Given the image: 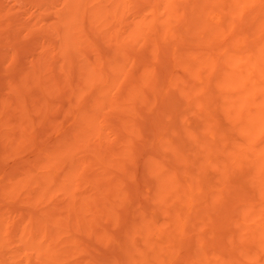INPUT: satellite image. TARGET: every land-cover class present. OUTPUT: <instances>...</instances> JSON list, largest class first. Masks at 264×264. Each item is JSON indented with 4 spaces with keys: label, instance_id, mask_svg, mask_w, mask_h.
I'll return each instance as SVG.
<instances>
[{
    "label": "bare ground",
    "instance_id": "bare-ground-1",
    "mask_svg": "<svg viewBox=\"0 0 264 264\" xmlns=\"http://www.w3.org/2000/svg\"><path fill=\"white\" fill-rule=\"evenodd\" d=\"M65 2L61 10L58 7L61 20L56 18L59 24L53 27L61 38V73H56L55 63L45 64L52 53L40 48L37 57L32 53L35 63L31 61L32 66L30 62L31 68L24 65L23 69L19 62L22 70L17 65V71L10 69L16 77L12 79V73L4 85L9 83L6 87L14 96L4 93L0 99V167L2 159L31 154L36 148L37 122L42 125L43 120L53 119L59 122L48 123L61 128L66 125H62L64 118L73 109L77 111L66 128L70 127V132H61L56 147L43 148L35 160H22L25 163L7 170L11 175L0 179V264H264V0H195L191 25L208 31L205 41L211 49L200 47L186 53L176 46L181 34L169 36L170 18L159 16L156 20L159 17L151 15L148 20L149 13L146 18L141 11L145 20L140 17L124 37V19L112 0V4L106 0ZM213 5L221 6L224 16L241 15L249 9L257 22L254 42L242 48L248 39L242 34L241 23L233 25L235 37L221 40L225 26L212 21ZM152 8L157 9L155 5ZM169 13L170 17L172 9ZM88 21L98 41L107 32L115 41L110 51L104 50L109 52L104 53V59L98 49L100 54L92 65L83 53L90 43L86 38H92L86 36ZM163 43L176 49L171 59L183 66L187 77L162 71L159 52ZM142 50H148L155 63L147 62L146 55H140ZM44 51L50 57L46 58ZM52 58L57 63V55ZM132 63L140 64L138 74L131 69H138ZM128 64L133 66L127 69ZM200 79L204 82L196 83ZM164 84L174 90L173 97L172 92L162 91ZM32 88L35 92L45 89V93L36 92L37 96ZM61 96L68 97L72 105L68 104L71 112L65 113L63 122L58 114L53 113L55 119L44 113ZM174 99L184 100L186 109L175 100L176 108H169L166 122L159 118L162 121L158 123L154 116L149 119ZM162 110L159 112L164 113ZM186 111L197 112L193 124ZM145 112H149L144 117L152 121L150 127L156 123L153 131L146 129L153 132L150 135L143 130V124L149 122L145 119L142 123ZM224 123L230 125L226 127L229 133ZM43 129L40 134L46 131ZM210 131L217 137L211 138ZM136 162L145 168L140 176L135 172L139 168ZM243 165L249 170L244 176ZM215 168L220 173L212 175L218 176L217 181L210 175ZM144 172L149 176H144L145 182ZM140 182L148 185L141 187ZM234 182L243 183V195L239 190L240 196L230 192L229 185ZM145 186L149 188L144 200ZM136 188L142 189L140 196L148 203H136L140 199ZM8 201L12 206L6 208L2 202ZM218 217L226 220L221 224L225 231L220 239L213 233L214 224L221 223ZM95 250L101 252L93 254Z\"/></svg>",
    "mask_w": 264,
    "mask_h": 264
},
{
    "label": "rangeland",
    "instance_id": "rangeland-1",
    "mask_svg": "<svg viewBox=\"0 0 264 264\" xmlns=\"http://www.w3.org/2000/svg\"><path fill=\"white\" fill-rule=\"evenodd\" d=\"M66 0H60V2L59 1H57V0H0V73L2 72H7V71H9L10 69L11 70H13V71H17V69H15V65H17V67H19L20 68V70H22V67H23V69L25 68V66L24 65H26L27 67H29V65H30V62L32 61H34V59L32 60V58H33V56L35 55L36 57H37V55L40 53V51L42 52V50H46V48H47V52L49 51V53H52V56L50 57V55L51 54H49V53H47L46 51H44L47 55H46V58H47V56L48 57H50L49 59H50V61L48 60L47 62L48 63H46L45 62V64H49V62H53V63H55V65L54 66H58V63H59V61L61 60V56H59V55H61V54H59L58 52H60V51H62V50H60V49H62L61 48V46H58V45H60L61 44V38H60V36L59 35H57V33H56V30H54V29H56V28H53V27H57L58 26V24L59 23H56V22H58V21H60L61 19L59 18L60 16H59V11H58V7H59V10H61V8L60 7H62V5H65V2ZM106 1H109L110 2V0H106ZM123 0H119L118 1V5H116V2H115V0H112V3H114L115 2V5L114 6H118L117 8H119L118 9V12H119V16H121V18L123 17V22H122V26H124V27H122V33H123V36L125 37V35L127 34L128 35V33L130 32L129 30L130 29H132L133 30V27H136V25H138V20L140 21V19L143 21V19H144V16H143V18L141 17L142 15H145V17H146V14H148L147 15V17H149L148 18V20L149 19H151L154 15H156V16H160L161 17V19L162 20H165V19H168V18H170L171 20H173V21H171V24L172 25H169L168 26V28H169V30L168 31H170L169 32V36H171V34L172 35H177V37H178V35L179 34H181V37L179 38L178 37V39L176 40L177 42H176V46H177V48H179V50H180V52H182V53H186V52H190V51H194L195 49H197V48H210V46H208L209 45V41H205L206 40V36H209V33H208V31H206L203 27H200V26H198V27H195V26H193V25H191V22H192V20L194 19V14H193V12H192V10H191V8H192V6H193V3H194V1L195 0H149V2H148V0H144L145 1V4H143L144 3V1L143 0H124L123 2H122ZM143 1V2H142ZM147 1V2H146ZM156 1V2H155ZM56 2V6L54 5V3ZM58 2V3H57ZM63 2H65V3H63ZM109 2H105V4H107L106 6H108V4H109ZM141 2H142V4H141ZM151 2V3H150ZM111 3V2H110ZM111 3V4H112ZM123 3V4H122ZM132 3V4H131ZM148 3V4H147ZM60 4V5H59ZM110 4V5H111ZM135 4V5H134ZM139 6H138V5ZM109 5V6H110ZM121 5V6H120ZM130 5H131V7H133V8H131L130 7ZM142 5V6H141ZM151 5H152V7H153V5H155V7L157 8V9H155V8H152L151 9ZM108 6V7H109ZM112 6V5H111ZM111 6H110V8H111ZM171 6V7H170ZM127 7V8H126ZM141 7V8H140ZM132 10H131V9ZM146 8H147V10H146ZM112 9V8H111ZM130 9V10H129ZM140 9V10H139ZM170 9H172V11H173V13H171V16L169 17V10ZM144 10V11H143ZM154 10H155V12H154ZM57 11V12H56ZM141 11H142V15H140L141 14ZM129 12V13H128ZM57 13V14H56ZM121 13V14H120ZM131 13V14H130ZM146 13V14H145ZM155 13V14H154ZM235 13V12H234ZM123 15V16H122ZM137 15V16H136ZM139 15V16H138ZM151 15H153V16H151ZM132 16V17H131ZM156 16H154L155 18H158V17H156ZM141 17V18H140ZM146 17V18H147ZM160 17H159V19H156V20H160ZM210 17H211V19H212V21L213 22H216V23H220V22H223V24H224V26H225V29H224V32H221L222 33V35H220L221 37H222V39L220 38V36H219V39H221V40H223V41H226L227 39L228 40H230V39H232L233 37H235V35H236V31L233 29V25L234 24H240L241 23V26H242V34H246V36H247V41H245V42H247V43H243L242 44V48L245 50V48H247L246 46L248 45V44H252L254 41H253V36H252V34H253V32H254V30H255V27H256V25H257V22L253 19V15H251V12H250V10L249 9H247V10H243L242 11V14L240 15V13L239 12H237V13H235V14H233V15H225L224 16V12H223V9L221 8V6H215V5H213V6H211L210 7ZM56 18H59V20L58 19H56ZM120 18V17H119ZM120 18V19H121ZM138 18V19H137ZM140 18V19H139ZM55 19H56V21H55ZM131 19V20H130ZM58 20V21H57ZM133 20V21H132ZM145 20V19H144ZM126 21V22H125ZM55 22V23H54ZM53 23V25H51ZM126 23V24H125ZM129 23V24H128ZM137 23V24H136ZM57 24V25H56ZM123 24H125V25H123ZM130 24L132 25V26H130ZM136 24V25H135ZM96 25H98L97 27H100V23H97ZM96 25H94V26H96ZM52 26V27H51ZM93 25L88 21L87 23H86V36L89 34V37H92V38H86V39H89L90 41V43H88L87 41L88 40H86V51L85 50H83V53L84 54H86V62L87 63H90V65H92L93 64V62L94 61H96L98 58V54L97 53H99L98 52V49H99V51H100V53H103L102 55L103 56H101V58L102 59H104L103 57H104V55L105 54H108L107 52L105 53V51L104 50H106V49H108L109 51H110V49L113 47V46H115V41H114V39L112 38V36L110 35L111 34V32H107V35H105L106 37H103V39H102V36H101V39L99 38V41H98V38H97V36L95 35V33H94V31H92V27ZM115 26V25H114ZM121 26V25H120ZM120 26H117V27H119V28H121ZM128 26H130V27H128ZM51 27V28H50ZM113 27V26H112ZM126 27H127V29H126ZM50 28V29H49ZM107 29V27H103V29ZM114 28H116V27H114ZM126 29V30H123V29ZM167 28V29H168ZM52 29V30H51ZM104 29V30H105ZM52 32H51V31ZM114 29H110V31H113ZM48 32V34H47V32ZM125 31H129L128 33L127 32H125ZM176 31H177V33H176ZM50 32V33H49ZM53 32H55L54 33V35H53ZM180 32V33H179ZM52 33V36L50 35ZM88 33V34H87ZM124 33H126V34H124ZM176 33V34H175ZM220 33V34H221ZM225 33V34H224ZM235 33V34H234ZM49 35V36H48ZM94 35V36H93ZM127 35H126V37H127ZM234 35V36H233ZM107 36H108V38L110 39V38H112V40L110 39V41H109V39L107 38ZM111 36V37H110ZM231 38H230V37ZM42 37H44V38H42ZM59 37V38H58ZM224 37V38H223ZM229 37V38H228ZM41 38V39H40ZM53 38V39H52ZM55 38V39H54ZM38 39V40H37ZM57 39V40H56ZM203 39H204V41H203ZM226 39V40H225ZM52 40V41H51ZM57 42H56V41ZM94 40H97V41H94ZM102 40V41H101ZM106 40H107V42H106ZM227 40V41H228ZM251 40H252V42H251ZM51 41V42H50ZM55 41V42H54ZM111 41H113V42H111ZM226 41V42H227ZM54 42V43H53ZM58 42L60 43V44H58ZM44 45H43V44ZM94 43V44H93ZM96 43V44H95ZM98 43V44H97ZM108 43V44H107ZM51 44V45H50ZM52 44H54V45H56L57 46V48H56V46H53ZM107 44V45H106ZM112 44H114V45H112ZM47 46H49V47H47ZM52 48H51V47ZM99 46V47H98ZM112 46V47H111ZM249 46V45H248ZM45 47V49H43ZM58 47H60V49L58 48ZM104 47H106V48H104ZM40 48L42 49V50H40ZM54 48V49H53ZM91 50H90V49ZM93 48H94V50H95V48H97L95 51L93 50ZM49 49V50H48ZM50 49H52V50H50ZM55 49H57L56 51H55ZM59 49V50H58ZM170 49H172V50H170ZM211 49V48H210ZM102 50V51H101ZM108 50H106V51H108ZM244 50H242V54H243V51ZM147 51L148 50H146V52H145V50H142V51H139V52H141V54L140 55H143L144 57H145V55H146V61L147 62H150V63H152V61L153 60H151V59H153L152 58V56H151V53L149 52V53H147ZM161 51H164V52H161ZM159 53H160V57L162 58V59H160V60H163V63L161 62V65H162V71H164L165 73H167V74H169L170 76H174L173 74H176L177 75V73H179V75H177V77L179 76V77H183V78H185V76L183 75V73L184 74H186L187 72H185V69H183V66L181 65V64H178V62H176L175 63V61H173L172 59H174L173 57H174V55H176V49H174V47L172 48V46H168V45H166L165 43H163L162 44V50H161ZM175 51V52H174ZM18 54H17V53ZM38 52V53H37ZM55 52H56V55H57V57H58V59H57V63H56V61L54 62V60H52L53 58L52 57H56V55H54L55 54ZM138 52V53H139ZM4 53H6L5 55H4ZM34 55H33V54ZM61 53V52H60ZM92 53H94V54H92ZM99 53V54H100ZM105 53V54H104ZM146 53V54H145ZM167 53V54H166ZM3 54V55H2ZM17 54V55H16ZM87 54H89V55H87ZM149 54V55H148ZM163 54V55H162ZM170 54H171V56H170ZM7 55H8V57H7ZM54 55V56H53ZM148 55V56H147ZM12 56V57H11ZM13 56L15 57V58H13ZM18 56V57H17ZM88 56V57H87ZM150 56V57H149ZM3 57H5L4 59H3ZM10 57H11V59H10ZM94 57H95V59H94ZM171 57H172V59H171ZM45 58V59H46ZM60 58V59H59ZM88 58V59H87ZM151 58V59H150ZM35 59H37V58H35ZM6 60V61H5ZM52 60V61H51ZM3 61H4V63H3ZM9 61V62H8ZM10 61H12L13 63H11ZM27 61H29V62H27ZM62 61V60H61ZM60 61V62H61ZM14 62H16L15 64H14ZM19 62H21V64L20 65H22V67H20L18 64H19ZM32 62H31V64H32ZM154 62V61H153ZM26 63H28V64H26ZM33 63H35V62H33ZM155 63V62H154ZM12 64H14V65H12ZM51 64V63H50ZM94 64H95V62H94ZM133 64V63H132ZM10 65H12L11 67H9ZM131 64H128V66H127V69H130L129 68V66H130ZM133 65H136L137 66V68L138 69H136L135 67H131V69L133 68V71L135 72V74H138L137 73V71L139 70V66H140V64L139 63H134ZM133 65H131V66H133ZM242 65H244V62L242 61ZM32 66H33V64H32ZM59 66H60V63H59ZM59 66L56 68L57 70H56V73L58 74V73H61V72H58L59 71ZM26 67V68H27ZM100 67V66H99ZM7 68H9L8 70H7ZM15 70H14V69ZM30 68H31V65H30ZM135 68V69H134ZM101 69V68H100ZM11 70L9 71V72H7L8 74H4L3 73V76H4V81L1 83L2 84V88H0L2 91H5V92H1L0 91V99H1V96L2 95H4L5 96V94L4 93H6L7 95L6 96H11L12 97V95L14 96V93L13 92H10V90H8V88L6 87V85L7 86H9V83H7L6 85H4V83H6V81L8 82L9 81V78L11 79V77H12V73H13V77H12V79L14 78V76L16 77V75L14 74V72L12 71V73H11ZM168 71V72H167ZM171 72V73H170ZM2 73L0 74V79L1 80H3L2 78H1V76H2ZM17 74H18V72H17ZM7 75V76H6ZM19 75H20V73H19ZM59 75V74H58ZM181 75V76H180ZM2 76V77H3ZM18 77V79H19V77L20 76H17ZM175 77V76H174ZM186 77H187V74H186ZM6 78V79H5ZM204 78V76L202 77V79ZM17 79V80H18ZM202 79H200V82H196V83H201L203 80ZM1 80H0V82H1ZM6 80V81H5ZM11 81V80H10ZM13 81V80H12ZM204 82V81H203ZM165 85V84H164ZM164 85H163V87H162V91H167V92H169V93H171L172 94V97H173V91H172V89L171 88H169V86H166L165 85V87H164ZM36 86H33V88H35ZM40 87V86H39ZM39 87H38V89L37 90H39ZM167 87V88H166ZM33 88H32V92L34 91L33 90ZM168 89V90H167ZM36 90V92L37 93H42V94H44L45 93V89L42 91L41 89H40V91L38 92ZM11 91H12V89H11ZM115 90H113L111 93H113ZM35 92V91H34ZM35 92V93H36ZM13 93V94H12ZM16 93V92H15ZM34 93V94H35ZM36 93V95L38 96V94ZM9 94V95H8ZM41 94V96H43ZM113 95V94H112ZM15 97H16V95H15ZM60 97V96H59ZM14 98V97H13ZM55 98V97H54ZM65 98V97H64ZM61 99V100H60ZM66 99V100H65ZM65 99H62V96H61V98H59L58 99V97H56V102L54 101V105H53V107H51V106H49V109H47V112H46V109L43 111L44 113H46V115L47 116H49V115H51V116H53L54 115V117L53 118H55L56 116H61V117H57L59 120H63L62 118H64L63 116H66V114L65 113H68V112H71L69 109H68V107H69V105H70V107H72V105H71V103H69L70 102V100L68 99V97H66ZM67 99H68V101H67ZM60 100V101H59ZM64 102H63V101ZM176 99H174L171 103H169L168 104V110L165 108V107H163V108H165V109H163L164 110V113H162V112H159V110H162V108L160 107V109H158L157 111L159 112V113H157V114H154V113H156V112H153L151 115L152 116H150V115H148V116H150L149 117V119L150 120H153V116H154V118L156 119V117H157V119H158V123L159 122H161L163 119L165 120V122L167 121L166 119L168 118V116H169V113H168V115H166V113L169 111V108L172 106L173 107V105H174V108H176V103L178 102V103H180L181 102V104H183V108H185L186 109V105H184L185 103H183V101L184 100H182V99H177L176 101H175ZM180 101V102H179ZM62 102L63 103H65V104H62ZM68 102V103H67ZM185 102V101H184ZM57 104V107L59 108H57L55 105ZM53 104V103H52ZM69 104V105H68ZM68 105V106H67ZM179 106H180V104H178ZM167 106V105H166ZM178 106V107H179ZM177 107V108H178ZM181 107H182V105H181ZM52 108V109H51ZM52 110V114H50L51 113V110ZM54 109H57V110H55L56 112H54ZM64 111H62V110ZM71 110H72V108H70ZM180 109V108H179ZM182 109V108H181ZM49 110V111H48ZM58 110H61V111H58ZM109 110V109H108ZM107 109L105 110L106 112L108 111ZM162 110V111H163ZM166 110V111H165ZM68 111V112H67ZM74 111V112H73ZM73 111H72V114L71 115H68V116H66L64 119H66L65 121H66V123H64V124H62V125H65V126H62L61 124V126L63 127V130H62V127L61 128H59L60 126H59V124H58V126L59 127H57L56 125L55 126H53L54 124L53 123H48L49 121H51V122H55V124L56 123H58L59 121H53V119H51V120H49V121H45V120H43V124L41 125V124H39V122H37V124L39 125V127L38 126H36L35 125V130H34V134H35V140L37 141H35V145H36V148L33 150L32 149V151H29V152H31V154L30 153H28L27 154V152H26V154L25 155H23V156H17V158H15V157H9L8 158V160L7 159H2L3 161H5V162H3L2 161V163L6 166V167H3L4 165H2L1 164V167H0V179H3V177L5 178H7V176H9L8 174H10V173H8V171L9 172H11V169H13V167H18L19 166V163L20 162H23L22 160H25V161H27V160H29L30 159V157H32V159H30L31 160V162L33 161V160H35V158H37V154L39 153H41L42 151H44L45 149H46V147H51V146H53V147H56L57 145L56 144H58L59 142H60V134H62L61 132H65V134L67 133L66 131L67 130H69V132H70V127L66 130V128L68 127V126H70V124L72 123V120L74 119V116L76 117V115H77V111H75L74 109H73ZM182 112H184L183 110H181ZM59 112V113H58ZM188 112V113H187ZM53 113H55L56 114V116H55V114H53ZM149 112H145L144 114H143V117L144 116H146L145 114H148ZM185 113H187V115H185V116H189V117H191V118H188V119H190V124H193L194 123V121H195V117H196V111H194V112H192V111H186ZM184 113V114H185ZM218 113H220V116L222 115L221 114V112H219L218 111ZM58 114V115H57ZM61 114V115H60ZM64 114V115H63ZM69 114V113H68ZM163 114H165L166 116H164L163 117ZM190 114H192L193 116H191ZM51 116H49V117H51ZM222 117V116H221ZM52 118V117H51ZM159 118L160 119H162V120H160L159 121ZM56 119V118H55ZM145 119H147V117H144V119L142 120V123H146V122H143V121H145ZM149 119H147L146 121H149ZM155 119H154V121H155ZM222 119V118H221ZM163 120V121H164ZM41 121L42 120H40V123H41ZM60 121V122H61ZM64 121V122H65ZM45 122V123H44ZM63 122V121H62ZM152 122V121H151ZM151 122L149 121V122H147V124L149 123V127H150V124H151ZM51 124H52V128H51ZM147 124H143V130H144V133H146V134H153V132H149V131H146V129H150V131H153V130H151V128H154V126L156 125V123L155 122H153V124H154V126L152 125L150 128H148V126H147ZM48 126V127H46V128H44V129H46V131L43 129V127L42 126ZM228 125V124H227ZM227 125H225V123H224V126H225V129L224 130H226V127H227ZM229 127H230V125H228ZM38 127V128H37ZM40 127H42V128H40ZM55 127L57 128V129H55ZM229 127H227V128H229ZM54 128V129H53ZM59 128V129H58ZM36 129H37V131H36ZM39 129V130H38ZM40 129H43V131H45V132H41V134L39 133L40 132ZM56 130V132H50V133H47L48 131L47 130ZM58 130V131H57ZM66 130V131H65ZM231 130V129H230ZM106 131H108L109 132V130H106ZM213 131V130H212ZM212 131H210L209 133H208V135L211 137V135H212V137L211 138H214V137H217V136H215L216 134V132H212ZM227 131V133H229L228 131V129L226 130ZM64 132H63V134H64ZM233 132V131H232ZM232 132H230V133H232ZM43 133H44V135H43ZM50 134V135H45V134ZM145 134V135H146ZM215 134V135H214ZM39 135H41V136H45L44 137V139L43 138H41ZM58 135V136H57ZM69 135V134H68ZM57 136V137H56ZM62 136V135H61ZM70 136V135H69ZM148 136V135H147ZM214 136V137H213ZM39 137L41 138V139H43V141H41V139H39ZM91 137V136H90ZM149 137V136H148ZM147 137V138H148ZM152 137V136H151ZM39 140H38V139ZM57 138V140H58V142L56 143V141L57 140H55ZM61 139H63V137H61ZM92 141H93V138H92ZM94 141H95V139H94ZM93 141V142H94ZM39 142V143H38ZM41 142V143H40ZM39 144V145H38ZM43 144H45V145H43ZM53 144V145H52ZM43 145V146H42ZM55 145V146H54ZM41 146V147H40ZM40 147V148H39ZM49 147V148H50ZM148 147V146H147ZM44 148V150H42ZM49 148H47V149H49ZM37 149V150H36ZM35 150H36V153H35ZM146 150H147V148H146ZM38 151V152H37ZM41 151V152H40ZM34 152V153H33ZM143 153H144V151H143ZM36 155V156H35ZM143 155V154H142ZM39 156V155H38ZM41 156V155H40ZM39 156V157H40ZM146 155H145V153H144V157H145ZM7 157V156H6ZM25 157V158H24ZM9 159H11L12 161L11 162H9L10 160ZM139 159H140V157H139ZM138 159V160H139ZM141 159H143V156L141 157ZM140 159V160H141ZM25 161L23 162V163H25ZM142 162L144 161V160H141ZM141 161H139V162H141ZM138 162V161H137ZM137 162L135 163V167H139V168H141V169H139V168H137V170L135 169V172L136 171H138V175L140 176V171H142V173H143V171L145 170V168H144V170L142 169L143 167H141V166H138L137 165ZM142 162H141V164L140 165H142L143 166V164H142ZM26 163H28V161L26 162ZM20 164H22V163H20ZM17 165V166H16ZM244 167V165L242 166V168ZM244 168H246V166L244 167ZM242 169V175L244 176L245 175V173L247 174L248 172H247V170H248V168L247 169ZM8 170V171H7ZM213 170V169H212ZM211 170V171H212ZM214 172H210V175L212 176L213 174L214 175H217L218 173H217V171H216V168H215V170H213ZM216 171V172H215ZM249 171V170H248ZM219 172V171H218ZM13 173V172H12ZM7 174V176H4V175H6ZM148 175L146 172H144V175L143 174H141V175H143L142 177L144 178V182H145V180H146V178H149V176H146V175ZM220 174V173H219ZM218 174V176H220ZM11 175V174H10ZM138 175H136V176H138ZM146 178H145V177ZM218 176H212V177H215V181H217L219 178H218ZM140 178V177H139ZM138 178V179H139ZM141 179V181L143 180L142 178H140ZM214 179V178H213ZM143 182V183H144ZM140 184H141V182H140ZM139 184V186H143V185H148L147 183H145V184H141L140 185ZM150 184V183H149ZM232 185L233 186H231V184L229 185V190H231L230 192L233 194V195H235V196H240V194H239V191H241V190H243L244 192H245V187L243 188V183H242V185H241V183H238V182H234V183H232ZM137 187V186H136ZM141 187H139V188H141ZM149 188V187H148ZM148 188H147V186H145L144 187V189H143V191H144V193H142V196L143 195H145L146 194V192L148 191ZM138 191L139 192V198L142 200V202L141 201H139L140 199H138V200H136V203L137 204H144L145 202H143V199L141 198V196H140V192H141V190L142 189H138L137 190V188L136 189H134V191ZM140 190V191H139ZM147 190V191H146ZM235 190V191H234ZM239 190V191H238ZM242 192V191H241ZM137 193V192H136ZM136 193H135V198H136ZM242 195L244 194L243 192L241 193ZM146 197H147V194L145 195ZM144 197V196H143ZM146 197H144V200H145V198ZM149 197V196H148ZM147 199V198H146ZM150 199V197L148 198V200ZM7 202V201H6ZM6 202H2V204L3 205H5V206H7L6 208H9V207H11L12 206V204H9L10 202L8 201V203H6ZM138 202H141V203H138ZM146 203H148V202H146ZM9 206V207H8ZM190 209V208H189ZM242 210H244V207H242ZM189 211H191V209L190 210H188V212ZM229 213V212H228ZM226 214V216H227V213H225ZM224 215V214H223ZM225 216V215H224ZM224 216H221V217H224ZM219 218V217H218ZM225 218V217H224ZM220 219V218H219ZM219 219H216L215 221L218 223V221L217 220H219ZM227 219V218H226ZM220 221H221V223H219V224H214V226H213V229L215 230V232H213L214 234H217L218 235V239H220L219 238V235H221L222 234V232H223V230H224V226L223 225H221V224H223V223H225V221L223 220V219H220ZM223 221V222H222ZM219 225L220 226H222V227H220V228H223L222 230L221 229H219ZM215 227H217V229L215 228ZM219 229V230H218ZM216 230H217V232H216ZM219 231H221V232H219ZM225 231V230H224ZM219 233V234H218ZM212 236H216V235H212ZM224 236H225V234H224ZM214 238V237H213ZM217 238V237H216ZM216 238H215V240H216ZM212 242H214V241H212ZM222 247V246H221ZM220 247V248H221ZM224 248V247H223ZM225 249V248H224ZM242 250H243V248H242ZM95 252H96V250L93 252L92 251V253L93 254H95ZM99 252H101V251H97L96 252V255H98L97 253H99ZM104 252V251H103Z\"/></svg>",
    "mask_w": 264,
    "mask_h": 264
}]
</instances>
